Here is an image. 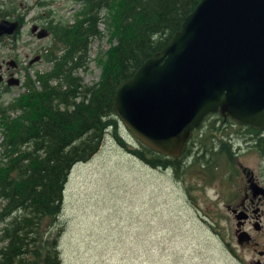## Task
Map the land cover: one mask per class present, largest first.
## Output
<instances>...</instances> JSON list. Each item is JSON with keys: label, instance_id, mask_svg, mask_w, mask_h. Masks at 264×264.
I'll use <instances>...</instances> for the list:
<instances>
[{"label": "rangeland", "instance_id": "rangeland-1", "mask_svg": "<svg viewBox=\"0 0 264 264\" xmlns=\"http://www.w3.org/2000/svg\"><path fill=\"white\" fill-rule=\"evenodd\" d=\"M24 1L33 7L28 16L51 10L48 19L61 30L56 35L71 27L84 9L81 0H35L51 1L39 8L34 0ZM106 13L103 9L98 13L96 28L100 34L88 37L85 65L76 71L87 85L98 80L101 58L114 43L102 18ZM54 36L50 33L40 38L39 48L32 44L14 50L0 45V60H16L19 80L7 89L0 85V108H10L9 103L24 92L25 77L33 81L36 72L51 69L52 61L46 59L49 51L53 49L60 56L65 47L61 36L58 44ZM37 54L40 57L33 60ZM15 113L10 110V114ZM204 131L205 135H196L194 141L207 148L209 133L216 130L209 126ZM140 147L120 120L115 132L106 131L98 150L85 162L70 167L59 212L38 224L34 248L41 247V252L53 245L59 264H235L215 234L226 220L225 211L215 204L216 178L226 171L225 151L213 152L204 162L188 155L173 169L149 167L128 150Z\"/></svg>", "mask_w": 264, "mask_h": 264}, {"label": "trees", "instance_id": "trees-1", "mask_svg": "<svg viewBox=\"0 0 264 264\" xmlns=\"http://www.w3.org/2000/svg\"><path fill=\"white\" fill-rule=\"evenodd\" d=\"M81 2L80 18L60 35L61 30L54 32L65 47L60 56L49 51L51 69L36 72L33 81L25 77L24 92L10 108H0V264H59L53 245L41 252L34 248L38 224L59 212L70 167L88 160L106 131H116L112 95L118 82L168 43L198 0ZM102 9L114 43L101 58L98 80L87 85L76 71L85 65L88 37L100 34L96 24ZM140 146L128 150L149 167L176 169L184 162L182 154L166 157Z\"/></svg>", "mask_w": 264, "mask_h": 264}, {"label": "water", "instance_id": "water-1", "mask_svg": "<svg viewBox=\"0 0 264 264\" xmlns=\"http://www.w3.org/2000/svg\"><path fill=\"white\" fill-rule=\"evenodd\" d=\"M14 28L0 22V34ZM112 104L139 142L166 157L182 153L208 113L264 124V0H198L168 43L118 82Z\"/></svg>", "mask_w": 264, "mask_h": 264}, {"label": "flooded vegetation", "instance_id": "flooded-vegetation-1", "mask_svg": "<svg viewBox=\"0 0 264 264\" xmlns=\"http://www.w3.org/2000/svg\"><path fill=\"white\" fill-rule=\"evenodd\" d=\"M33 2L36 8L51 4V1ZM32 9L24 0H0V22L4 21L7 26L14 23L15 26L11 32L0 34V45L14 50L32 44L39 48L41 45L38 46L37 41L40 38L58 30V26H52L48 19L51 10L39 11L31 17L28 14ZM37 33L45 35L37 37ZM29 39L35 41L29 43ZM53 39L59 43L55 36ZM38 57L40 55L34 59ZM17 68L15 59L0 60V85L4 89L10 87L6 84L7 79L16 78ZM209 126L216 132L209 133L210 146L200 147L194 137L205 135V127ZM215 140L219 143L216 144ZM223 151L227 154L226 171L216 178L215 204L225 211L226 220L224 227L216 230V237L231 262L264 264V124L252 127L236 123L218 112L208 113L190 131L181 154L184 158L189 155L204 162V157L208 160L213 152Z\"/></svg>", "mask_w": 264, "mask_h": 264}, {"label": "bare ground", "instance_id": "bare-ground-1", "mask_svg": "<svg viewBox=\"0 0 264 264\" xmlns=\"http://www.w3.org/2000/svg\"><path fill=\"white\" fill-rule=\"evenodd\" d=\"M192 155V154H191ZM190 158V157H189ZM172 166V165H171Z\"/></svg>", "mask_w": 264, "mask_h": 264}]
</instances>
